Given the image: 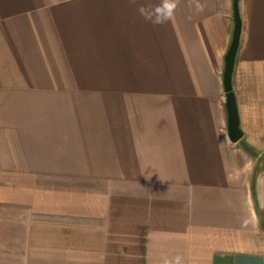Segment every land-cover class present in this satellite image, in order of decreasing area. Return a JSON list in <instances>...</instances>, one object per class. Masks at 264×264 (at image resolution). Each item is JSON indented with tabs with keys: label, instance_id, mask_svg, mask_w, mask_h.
<instances>
[{
	"label": "crops",
	"instance_id": "0c3cea01",
	"mask_svg": "<svg viewBox=\"0 0 264 264\" xmlns=\"http://www.w3.org/2000/svg\"><path fill=\"white\" fill-rule=\"evenodd\" d=\"M232 1L0 0V264H264V0L238 2L236 143Z\"/></svg>",
	"mask_w": 264,
	"mask_h": 264
},
{
	"label": "water",
	"instance_id": "95a60500",
	"mask_svg": "<svg viewBox=\"0 0 264 264\" xmlns=\"http://www.w3.org/2000/svg\"><path fill=\"white\" fill-rule=\"evenodd\" d=\"M238 2L239 0L232 1L233 31L230 45L224 56V67L222 72L223 89L225 92L224 106L227 116V135L232 143H236L242 138L235 95L232 89V73L241 34V18Z\"/></svg>",
	"mask_w": 264,
	"mask_h": 264
},
{
	"label": "clouds",
	"instance_id": "9594fccd",
	"mask_svg": "<svg viewBox=\"0 0 264 264\" xmlns=\"http://www.w3.org/2000/svg\"><path fill=\"white\" fill-rule=\"evenodd\" d=\"M135 0H133V3ZM178 7V0H160L156 5L145 4L140 5L137 9L139 14L153 25H162L173 19L175 11ZM195 8L198 12H203L205 5L195 0ZM164 264H184L183 258L179 255L172 259H165Z\"/></svg>",
	"mask_w": 264,
	"mask_h": 264
},
{
	"label": "trees",
	"instance_id": "16d2710c",
	"mask_svg": "<svg viewBox=\"0 0 264 264\" xmlns=\"http://www.w3.org/2000/svg\"><path fill=\"white\" fill-rule=\"evenodd\" d=\"M249 153L251 152L250 149L248 147L245 148Z\"/></svg>",
	"mask_w": 264,
	"mask_h": 264
}]
</instances>
